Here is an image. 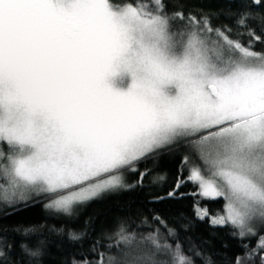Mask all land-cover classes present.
I'll list each match as a JSON object with an SVG mask.
<instances>
[{
    "label": "snow or ice",
    "instance_id": "6c2138e0",
    "mask_svg": "<svg viewBox=\"0 0 264 264\" xmlns=\"http://www.w3.org/2000/svg\"><path fill=\"white\" fill-rule=\"evenodd\" d=\"M233 2L240 7L232 10ZM227 3L196 16L169 13L165 0H0V202L50 195L46 208L71 215L77 205L142 184L147 170L133 184L125 170L136 172L145 157L184 142L203 167L178 177L168 196L184 183L198 185L190 195L225 205L223 215L209 216L197 201V218L256 236L251 225H264V50L254 49L264 44V12L252 9L264 0ZM219 15L235 17L234 25L213 26ZM188 162L181 160V177ZM118 234L125 245L135 240L122 227ZM82 236L69 232L72 241ZM142 239L154 251L109 256L108 264H193L179 243H160L157 234ZM0 246L9 264L6 235ZM19 247L30 264L44 254L43 241ZM242 247L230 264H255L258 253L264 264V236L255 248ZM71 264H105V254Z\"/></svg>",
    "mask_w": 264,
    "mask_h": 264
},
{
    "label": "trees",
    "instance_id": "16d2710c",
    "mask_svg": "<svg viewBox=\"0 0 264 264\" xmlns=\"http://www.w3.org/2000/svg\"><path fill=\"white\" fill-rule=\"evenodd\" d=\"M113 2L121 3L124 0ZM165 3L169 13L183 11L185 15L191 13L196 16L229 8L227 0H165ZM230 7L236 10L240 4L233 2ZM252 11L264 12V8H253ZM234 23L235 17H212L213 26L231 27ZM248 23L257 25V22L251 20ZM257 35H261L258 26ZM247 41L248 37L244 36L242 42L246 44ZM254 50H264V44L257 43ZM4 150L7 151L6 146ZM186 150L187 145L181 142L150 154L134 165L138 169L136 172L125 170L127 184L138 181L140 173L147 170L142 184L131 189L111 191L86 204L77 205L71 215L46 208V203L54 198L50 195L33 196L13 205L0 202V235H6L8 242L13 244L11 255L7 257L9 264H17L21 259L24 264H30L29 258L23 256L19 246L25 243L29 247H35L41 241L44 242V254L39 258L38 264H71L73 259L79 261L84 258L95 261L99 253L105 254V264H108L109 256L122 259L124 252L140 256L154 251L150 240L142 239L152 234L158 235L160 243L166 242L173 248L179 243L193 264H204V257H210L214 264H230L237 255L243 256L245 249L242 245H249V250L255 248L259 237L264 236V225H255L256 236L242 238L238 234L239 229L231 225L213 226L207 217L200 220L193 209L197 201L199 207L207 208L211 216L223 212L224 199H204L199 195H190L198 191L197 185L191 182L184 183L175 196H168L175 188L177 178L189 175L186 165L182 177L179 171ZM160 197L163 199H159ZM154 217H159L164 223L153 219ZM31 227H36L37 230L27 236L23 231H14L17 228ZM121 227L125 235H135L130 246L120 242L121 236L118 233ZM169 229L174 230L173 236L168 235ZM69 232L82 233L83 236L78 241H72L69 239ZM233 232L237 234L233 235ZM108 245L112 247L109 248ZM93 247L96 248L95 252L91 251ZM197 252L201 255L197 256ZM156 259L167 257L157 253ZM0 264H3V260H0ZM245 264L252 262L245 261ZM255 264H259V253Z\"/></svg>",
    "mask_w": 264,
    "mask_h": 264
},
{
    "label": "rangeland",
    "instance_id": "374dc122",
    "mask_svg": "<svg viewBox=\"0 0 264 264\" xmlns=\"http://www.w3.org/2000/svg\"><path fill=\"white\" fill-rule=\"evenodd\" d=\"M184 156H187L189 158V162L186 165L187 166V169H188V173H189V169L191 167H193V166L199 165V166L203 167V165H202L201 161L199 160L197 154L193 151V149L190 146H187L186 155H184ZM125 173H126V171L124 172V176H125ZM197 187H198V185H197ZM40 195H42V194H40ZM33 196H38V195H36V194H31L30 195V197H33ZM54 198H52V199H54ZM49 202L50 201H48L46 204H48ZM224 205H225V200H224ZM223 208H224V206H223ZM51 209H54V208H51ZM220 214L223 215L224 214V210ZM211 216H215V215H211ZM259 224H260L259 222H255L251 226L254 227V228H256L255 225H259Z\"/></svg>",
    "mask_w": 264,
    "mask_h": 264
}]
</instances>
